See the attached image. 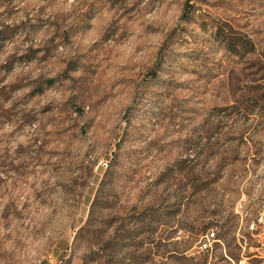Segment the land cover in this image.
Returning <instances> with one entry per match:
<instances>
[{
    "label": "rangeland",
    "instance_id": "obj_1",
    "mask_svg": "<svg viewBox=\"0 0 264 264\" xmlns=\"http://www.w3.org/2000/svg\"><path fill=\"white\" fill-rule=\"evenodd\" d=\"M262 209L264 0H0V264H264Z\"/></svg>",
    "mask_w": 264,
    "mask_h": 264
},
{
    "label": "built area",
    "instance_id": "obj_2",
    "mask_svg": "<svg viewBox=\"0 0 264 264\" xmlns=\"http://www.w3.org/2000/svg\"><path fill=\"white\" fill-rule=\"evenodd\" d=\"M249 228L252 231H255L257 235H264V209L259 211V213L249 222ZM215 232L210 231L206 233L202 239L200 247L202 249H210L212 246V242L215 240ZM232 264H245L242 259H238L233 261Z\"/></svg>",
    "mask_w": 264,
    "mask_h": 264
},
{
    "label": "crops",
    "instance_id": "obj_3",
    "mask_svg": "<svg viewBox=\"0 0 264 264\" xmlns=\"http://www.w3.org/2000/svg\"><path fill=\"white\" fill-rule=\"evenodd\" d=\"M259 213V212H258ZM249 224V223H248ZM251 230V229H250ZM244 262H245V260L244 259H242ZM246 264V263H245Z\"/></svg>",
    "mask_w": 264,
    "mask_h": 264
}]
</instances>
